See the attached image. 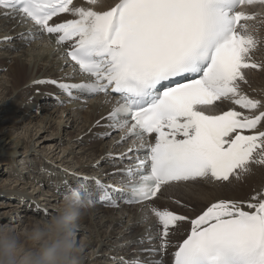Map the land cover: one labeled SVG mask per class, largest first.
I'll use <instances>...</instances> for the list:
<instances>
[{
	"label": "snow or ice",
	"instance_id": "obj_1",
	"mask_svg": "<svg viewBox=\"0 0 264 264\" xmlns=\"http://www.w3.org/2000/svg\"><path fill=\"white\" fill-rule=\"evenodd\" d=\"M86 2L91 7L74 6V0H0V10L5 18L33 23L58 50L67 45L65 56L90 78L37 84L55 85L69 102L81 98L74 93L115 100L105 127L124 133L118 143L139 142L136 160L119 170L126 181L123 202L143 205L157 218L156 236L149 229L147 239L159 240L152 251H166L173 229L189 218L157 206L163 189L230 182L252 165H264V104L241 92L244 70L264 69L252 59L260 43L255 33L264 27V0H119L104 11L95 10L102 0ZM64 13L76 18L50 23ZM217 101L260 111L205 110ZM77 180L93 205L119 206L114 197L120 189L98 178ZM252 200L248 210L242 202L221 200L191 219L174 264H264V193Z\"/></svg>",
	"mask_w": 264,
	"mask_h": 264
},
{
	"label": "bare ground",
	"instance_id": "obj_2",
	"mask_svg": "<svg viewBox=\"0 0 264 264\" xmlns=\"http://www.w3.org/2000/svg\"><path fill=\"white\" fill-rule=\"evenodd\" d=\"M118 2L102 0L103 6L95 10H108ZM74 6L91 7L86 0H76ZM74 18L66 14L56 22ZM255 35L260 43L252 59L264 64V27ZM53 43L54 38L48 36L40 40L36 31L30 30L23 21L5 18L0 11V65L10 61L7 71L4 69L6 73L0 68V185H5L0 187V197L2 200L9 198L0 201V223L10 219L16 224L12 226L18 228L31 220L46 218L37 215L42 212L39 206H48L55 212L66 192L63 182L73 187L79 184L77 176H88L117 185L121 181L118 171L131 166L134 158L133 154L124 155L132 147L130 142L118 143L121 136L116 133L104 135L111 132L105 127L108 121L103 120L111 110L110 101L105 103L106 98L100 96L84 103L81 100L71 103L65 101L66 97L54 85L36 83L40 80L81 81L65 56V50H55ZM249 71L244 70L245 73ZM250 73L255 74L254 79L241 82V92L264 104V69ZM234 106L230 101H219L205 110L219 113ZM237 110L246 115L260 111L252 113L239 107ZM25 125H28L25 136L19 139L15 136L17 129ZM119 154L125 157L123 162ZM17 165H23L26 170L20 171ZM29 180L34 182L30 185L33 187L30 193L26 189ZM9 183L19 186L12 188L7 186ZM35 183L46 187V193L38 192ZM258 193H264V165L257 164L230 182L207 180L167 186L158 195L157 206L189 218L173 229L167 250H175L189 232V221L211 204L221 200L255 202L252 197ZM15 198L19 199V204L10 202ZM158 226L157 218L144 206L120 205L117 209H109L94 204L81 220L78 231V238L82 236L80 240L84 244L86 264H125L145 259L149 254L144 251L159 248L158 239L151 243L147 239L149 229L155 237ZM163 261L169 264L167 257Z\"/></svg>",
	"mask_w": 264,
	"mask_h": 264
},
{
	"label": "clouds",
	"instance_id": "obj_3",
	"mask_svg": "<svg viewBox=\"0 0 264 264\" xmlns=\"http://www.w3.org/2000/svg\"><path fill=\"white\" fill-rule=\"evenodd\" d=\"M93 204L80 185L66 191L55 212L23 227L0 224V264H86L79 225Z\"/></svg>",
	"mask_w": 264,
	"mask_h": 264
},
{
	"label": "rangeland",
	"instance_id": "obj_4",
	"mask_svg": "<svg viewBox=\"0 0 264 264\" xmlns=\"http://www.w3.org/2000/svg\"><path fill=\"white\" fill-rule=\"evenodd\" d=\"M10 61H8V63H7V65H0L1 67V70H2V72H5L6 73V69L9 67V63ZM3 67V68H2ZM6 71H5V70ZM254 71H257V70H254ZM245 75H246V80H251V79H254V75L255 74H252V73H250V71H249V73H245ZM243 83V82H242ZM28 127V125H25L24 126V128H21V129H17V133H16V135L15 136H19V139H22L24 136H25V128H27ZM31 129V128H30ZM33 135H34V132H33ZM39 137V134L36 136V138H38ZM66 146H67V144H66ZM13 147V146H12ZM20 164L22 163V162H19ZM17 166H19V169H20V171H22V172H24L26 169H24L25 167H23V165H17ZM5 168H3V170H4ZM2 181H0V183H1ZM13 183V182H12ZM12 183H9V185L7 184V186H11L12 188H15V187H17V186H19V185H17L18 183H16V185H12ZM32 183H34L33 182V180H29V184H28V186H26V189H28V191H29V193L30 192H32L33 191V187H31L30 185H32ZM13 184H15V183H13ZM35 186H36V189H38V192L39 191H41V192H43V193H46V191L48 190L46 187L44 188V187H41V185H37L36 183L34 184ZM1 186H5V185H0V187ZM20 187H22V186H20ZM3 199V197L1 196L0 197V201H6V200H9V198H7V199H4V200H2ZM11 203L13 202V204H19V199L18 198H15V199H12L11 201H10ZM47 208H49L48 206H46ZM10 208H12V207H10ZM47 208H45L46 209V211L45 212H47L48 214L47 215H45L46 217H48V216H50L51 214H53L54 213V211H52V209L51 208H49V209H47ZM42 212H44L43 210H42ZM20 215V214H19ZM18 219H15V221H17ZM4 222H2V223H0V224H6V223H10L11 225L12 224H14V225H16L15 223H14V221L12 222V221H10V219H5V220H3ZM82 238V236H80L79 237V239H81ZM88 252H90V251H88ZM87 252V253H88ZM91 253H92V251H91Z\"/></svg>",
	"mask_w": 264,
	"mask_h": 264
}]
</instances>
